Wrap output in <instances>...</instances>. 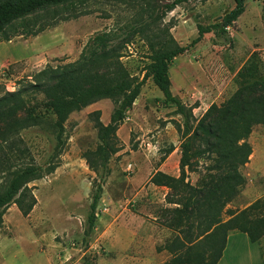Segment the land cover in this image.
Segmentation results:
<instances>
[{"label":"rangeland","instance_id":"obj_1","mask_svg":"<svg viewBox=\"0 0 264 264\" xmlns=\"http://www.w3.org/2000/svg\"><path fill=\"white\" fill-rule=\"evenodd\" d=\"M153 1L163 4L170 0ZM233 7V0H189L176 5L163 20L173 25L170 32L176 41L188 47L170 65V90L185 105H196L192 110L196 118L211 104L222 103L235 91L236 73L252 53L264 63V0H245L243 13L227 28V33L208 32L191 45L198 35V24L221 22L223 15ZM56 10L57 14L53 9L46 14L38 13L34 20L37 26L40 23L45 26L42 31L24 34L17 23V31L22 34L13 33L9 41H0V84L6 90H15L18 80L31 79L48 65L76 60L91 37L110 30L118 33L131 22L135 13L122 0H83ZM121 40L120 34L113 43ZM121 54L120 60L128 73L142 79L144 67L150 61L146 42L135 35ZM162 99V92L148 77L119 124L116 134L120 148L111 155L109 174L101 184L96 229H88L87 216L99 175L88 167L83 155L95 149L98 143L94 127L96 111L100 120L108 123L116 106L114 100L103 98L72 112L64 123V145L58 154L54 150V132L48 124L20 132L22 145L35 164L45 170L49 164L56 167L28 183L36 204L27 216L20 213L15 203L8 206L0 228V264H45L46 253L56 264H94L103 252L100 225L114 213L113 207L106 213L108 202L112 201H118L121 210H140L145 216L151 213L157 217V222L168 227L171 210L177 206L168 203L172 204L170 200L177 196L169 189V198L162 200L163 190L155 188L151 191L155 192L152 203L145 194L156 172L179 175L181 136L177 124L182 117L176 113L175 106L164 104ZM248 142L252 152L248 162L240 167L245 184L226 206L228 213L238 212L257 200L264 204V124L253 127ZM174 146L178 151L168 159L172 152L168 151ZM210 162L205 156L192 157L195 170L186 168V181L196 184ZM6 180V175L0 174V188ZM141 190L143 196H134L135 191ZM142 203L149 204L148 208L141 207ZM228 213L222 216L226 218ZM123 221L122 217L119 222ZM174 233L171 228L165 229L158 242L160 247L168 243ZM91 244L96 246L88 250ZM256 245L253 253L257 250L259 264H264V236ZM62 259L67 260L61 263ZM98 264L108 263L103 259Z\"/></svg>","mask_w":264,"mask_h":264},{"label":"trees","instance_id":"obj_2","mask_svg":"<svg viewBox=\"0 0 264 264\" xmlns=\"http://www.w3.org/2000/svg\"><path fill=\"white\" fill-rule=\"evenodd\" d=\"M83 0H0V41H9L13 33L36 34L45 26L34 19L38 13L58 7L74 6ZM135 10L131 22L120 31H105L91 37L79 57L71 62L46 66L31 79L16 82L17 88L6 90L0 84V174L7 180L0 188V228L8 206L15 203L23 216L36 204L28 183L52 171L35 164L20 132L32 126L48 124L56 141L58 154L64 145L65 121L74 111L103 98L116 103L109 122L104 124L96 111L94 127L98 143L85 151L88 167L99 175L92 193L87 216L88 229L94 227L96 209L101 198L102 183L109 174L108 161L120 146L116 131L150 77L163 94L166 105L175 106L182 121L180 132L179 175L156 172L151 181L168 187L177 196L170 202L173 208L167 223L175 233L164 245L170 257L161 264H217L231 232L247 234L251 242L264 236V204L257 200L238 212L228 213L225 207L239 194L245 184L240 167L252 152L248 137L254 126L264 124V63L252 53L236 73V89L222 103L211 104L199 117L194 106L185 105L170 90V65L188 47L180 45L170 32L173 25L163 22L167 12L189 0H170L163 4L153 0H122ZM234 7L222 21L197 25L195 45L205 33H227V28L243 13L245 0H233ZM17 23L23 32L17 31ZM35 26L37 29H32ZM122 35L117 44L114 40ZM139 35L149 48V62L142 79L131 76L121 62V50L130 39ZM174 147L168 151L171 152ZM55 154V155H57ZM205 156L211 160L204 176L196 183L186 181V168L195 170L191 158ZM192 168V169H191ZM167 193L166 198H169ZM226 212L230 216L223 220Z\"/></svg>","mask_w":264,"mask_h":264},{"label":"crops","instance_id":"obj_3","mask_svg":"<svg viewBox=\"0 0 264 264\" xmlns=\"http://www.w3.org/2000/svg\"><path fill=\"white\" fill-rule=\"evenodd\" d=\"M178 147L173 148L172 152L168 156V159L177 153ZM178 156V155H177ZM163 172V171H162ZM165 173V172H164ZM166 174H168L166 172ZM177 177L176 174H171ZM137 182V179H135ZM155 188L162 191V200H165L169 188L163 185H156L154 183H149L145 194L154 203L155 192H152ZM135 190V189H134ZM137 198L143 196V192L135 191ZM158 197V196H156ZM161 200V199H160ZM169 205H174L175 203H168ZM177 205V204H176ZM108 213L112 207L114 208V213L108 216L106 222H102L100 225L102 227L103 234L101 235L102 241V254L98 256L94 261V264L103 262L107 260L108 264H161L167 260L171 255L163 247H160V240H162L164 230H170L166 228L163 224L157 222V217L152 216L151 213L148 215L135 212L128 208L127 210L119 209L118 201L108 202ZM149 204L142 203L141 207L144 209L148 208ZM227 207L224 209L226 210ZM224 212L223 215H225ZM124 218V221L119 222L120 219ZM230 216L226 218L222 216L223 220H227ZM97 227L94 224L92 229ZM96 245L91 244V250ZM254 246L256 242H251L247 234L243 232H231L227 236L226 245L222 252V256L217 262V264H259V258L256 250V254L253 253L255 250ZM258 248V247H257ZM42 252L43 251H39ZM85 253V252H84ZM83 253V254H84ZM45 264H56L50 256L45 254ZM67 259H62L60 262H66ZM66 264V263H65Z\"/></svg>","mask_w":264,"mask_h":264},{"label":"water","instance_id":"obj_4","mask_svg":"<svg viewBox=\"0 0 264 264\" xmlns=\"http://www.w3.org/2000/svg\"><path fill=\"white\" fill-rule=\"evenodd\" d=\"M226 14V13H225ZM220 18V17H219Z\"/></svg>","mask_w":264,"mask_h":264}]
</instances>
